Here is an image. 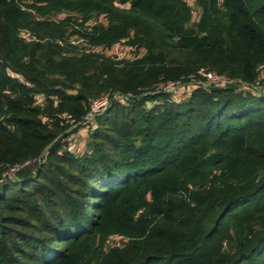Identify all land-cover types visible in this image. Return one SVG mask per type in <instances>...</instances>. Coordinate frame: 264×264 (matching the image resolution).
<instances>
[{"label":"trees","instance_id":"16d2710c","mask_svg":"<svg viewBox=\"0 0 264 264\" xmlns=\"http://www.w3.org/2000/svg\"><path fill=\"white\" fill-rule=\"evenodd\" d=\"M0 264H264V0H0Z\"/></svg>","mask_w":264,"mask_h":264},{"label":"built area","instance_id":"2783aa9c","mask_svg":"<svg viewBox=\"0 0 264 264\" xmlns=\"http://www.w3.org/2000/svg\"><path fill=\"white\" fill-rule=\"evenodd\" d=\"M219 1L222 2L223 0H219ZM190 3H191V1H190ZM95 24H98V21L96 18H93L92 20H90L87 23V25L89 27H91ZM127 40L128 39L125 38V39H122L120 42H125L127 45H129L130 48L134 49L135 54L131 59H135V58H138L139 56H141V54L144 52V49L141 48V49L137 50L134 46L128 44ZM73 42H79V40L73 41ZM99 48L100 47H98V46H93L92 50L99 51L98 50ZM234 83L241 85L242 87L248 85V83H246V81L242 80L239 77H231L229 75L221 74L215 70H210V69L202 67L198 70V75L195 77H192L189 80L188 84L193 86V87H197V86L210 87L213 85L225 86V85H230V84H234ZM176 84L180 85L181 83H180V81H178V82L172 81V82L167 83L164 88L167 91L168 90L172 91L171 89H174ZM36 103L43 104L42 98L39 94H36ZM109 104H110V99L107 96H103L101 98L93 99L92 103H91V111H90L89 115H93L94 112L106 108ZM17 168L18 167H16V169ZM115 238L119 239V237L117 235H114L109 241H112ZM119 242L120 241H117L115 243H119Z\"/></svg>","mask_w":264,"mask_h":264},{"label":"rangeland","instance_id":"374dc122","mask_svg":"<svg viewBox=\"0 0 264 264\" xmlns=\"http://www.w3.org/2000/svg\"><path fill=\"white\" fill-rule=\"evenodd\" d=\"M63 17H65V14H59L58 17L56 16L54 17V19H60ZM198 18H199V12L196 9V7H193V20L195 21ZM98 50H99L98 52H102L107 55L113 56L115 59H124V58L131 59L135 54L134 49L130 48L129 45H127L125 42H117L106 51H102L101 48H99ZM181 85L182 83L180 85L176 84L175 88L171 89L172 91L168 90L169 92H171L172 97H175V99L183 98V95H185L182 94L183 88L181 87ZM89 130H90L89 126L84 125L80 129L74 131L69 138L65 139V141L69 143L68 147H70V149L74 152L84 151L89 136ZM117 241H120V239L115 238L110 242H117Z\"/></svg>","mask_w":264,"mask_h":264}]
</instances>
